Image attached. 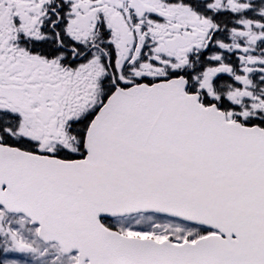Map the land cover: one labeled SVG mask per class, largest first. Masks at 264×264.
I'll list each match as a JSON object with an SVG mask.
<instances>
[{
	"label": "snow or ice",
	"instance_id": "obj_1",
	"mask_svg": "<svg viewBox=\"0 0 264 264\" xmlns=\"http://www.w3.org/2000/svg\"><path fill=\"white\" fill-rule=\"evenodd\" d=\"M0 264H264V0H0Z\"/></svg>",
	"mask_w": 264,
	"mask_h": 264
}]
</instances>
